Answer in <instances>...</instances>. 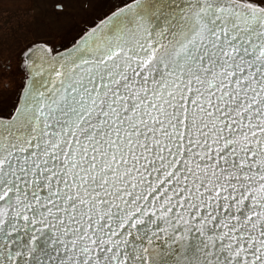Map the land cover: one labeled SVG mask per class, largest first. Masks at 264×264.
Returning a JSON list of instances; mask_svg holds the SVG:
<instances>
[{
    "label": "snow or ice",
    "instance_id": "obj_1",
    "mask_svg": "<svg viewBox=\"0 0 264 264\" xmlns=\"http://www.w3.org/2000/svg\"><path fill=\"white\" fill-rule=\"evenodd\" d=\"M0 10V264H264V0Z\"/></svg>",
    "mask_w": 264,
    "mask_h": 264
},
{
    "label": "rangeland",
    "instance_id": "obj_2",
    "mask_svg": "<svg viewBox=\"0 0 264 264\" xmlns=\"http://www.w3.org/2000/svg\"><path fill=\"white\" fill-rule=\"evenodd\" d=\"M120 0H97V9L98 10H105L107 8H112L114 10L115 6L118 5ZM5 14H0V18H2ZM13 17H15L18 14H11ZM55 35L59 36V33H55ZM8 84V81L4 77H0V99H3L5 97L11 98L12 96V86L11 84H8V87L6 88L5 85Z\"/></svg>",
    "mask_w": 264,
    "mask_h": 264
},
{
    "label": "crops",
    "instance_id": "obj_3",
    "mask_svg": "<svg viewBox=\"0 0 264 264\" xmlns=\"http://www.w3.org/2000/svg\"><path fill=\"white\" fill-rule=\"evenodd\" d=\"M0 14H5V12L3 10H0ZM10 14H19V13L16 9H12Z\"/></svg>",
    "mask_w": 264,
    "mask_h": 264
}]
</instances>
